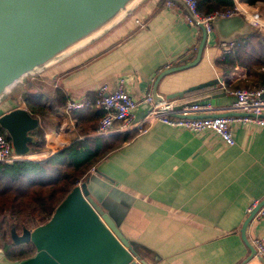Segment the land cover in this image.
<instances>
[{
	"label": "crops",
	"instance_id": "crops-1",
	"mask_svg": "<svg viewBox=\"0 0 264 264\" xmlns=\"http://www.w3.org/2000/svg\"><path fill=\"white\" fill-rule=\"evenodd\" d=\"M164 2L141 0L109 30L10 88L0 101V115L23 107L37 116L44 130V148L26 158H45L82 137L75 122L87 116V109L66 114L67 99L90 101L99 85L112 91L122 76L135 99L153 91L167 99L171 92L221 76L215 60L222 52L220 42L230 41L223 36L232 39L252 28L262 31L246 19L248 29L238 19L220 28L212 24L198 60L162 74L196 60L202 37L201 28L186 21L189 11L182 1L172 0L170 6ZM258 3L251 6L260 10L264 23V7L259 9ZM136 19L144 25L138 26ZM230 78L229 87L222 78L221 83L174 98L185 102L211 96L207 100L214 104H230L235 99L231 91L251 83L238 66ZM25 91L45 100L57 91L65 97L54 112L40 116L29 110ZM117 124L109 133L121 132L115 130ZM230 126L234 143L225 144L212 131L192 132L156 121L87 172L90 190L120 213V229L145 264H264L251 245L255 236L264 240V214L251 217L246 212L251 199L264 200V126Z\"/></svg>",
	"mask_w": 264,
	"mask_h": 264
},
{
	"label": "water",
	"instance_id": "water-1",
	"mask_svg": "<svg viewBox=\"0 0 264 264\" xmlns=\"http://www.w3.org/2000/svg\"><path fill=\"white\" fill-rule=\"evenodd\" d=\"M140 1L0 0V101L27 74L44 70L91 42L131 13ZM217 18L212 20V24L219 28L235 19L242 26L246 24L240 15ZM196 26L202 30L196 60L173 66L162 74L189 66L198 60L206 31L201 23H196ZM245 32L241 30L239 34ZM221 81L222 76H217L185 90L171 92L166 98ZM156 95V91H153L151 101L138 103L134 121L140 119L152 103L162 100L161 96ZM219 95L214 94L212 97ZM210 97L205 96L201 100ZM192 101L182 102L176 107ZM37 126V116L23 107L13 108L0 115V127L10 137L17 155L25 156L31 152L28 143L33 140V135L29 132ZM119 218L120 213L110 207L105 198L95 197L89 188V178H85L72 187L44 223L31 228L24 226L21 232H17L14 227L10 229L15 244L31 242L34 251L22 258L9 259L0 248V264H145L120 229Z\"/></svg>",
	"mask_w": 264,
	"mask_h": 264
},
{
	"label": "trees",
	"instance_id": "trees-1",
	"mask_svg": "<svg viewBox=\"0 0 264 264\" xmlns=\"http://www.w3.org/2000/svg\"><path fill=\"white\" fill-rule=\"evenodd\" d=\"M197 10L207 14L215 9L233 6V0H196ZM255 5L264 0H241ZM221 72L225 87H229L230 72L234 66L246 70L250 84L247 89L264 86V32L257 28L238 34L227 51H222L215 60ZM238 88V87H237ZM64 94L57 91L52 99H42L37 93L25 91L23 98L33 113L40 116L54 112L61 106ZM78 108L87 109V116L76 118L77 135L68 145L40 159L19 158L12 163L0 162V247L9 259H18L32 254L31 242L15 244L10 229L34 227L44 223L57 204L80 180L87 177V171L109 151L129 140L136 131H121L107 134L95 133L102 110L94 104V98ZM65 103V102H64ZM77 109H74L75 111ZM0 133L10 137L0 127ZM29 134L31 151L44 148V130L38 125Z\"/></svg>",
	"mask_w": 264,
	"mask_h": 264
},
{
	"label": "built area",
	"instance_id": "built-area-1",
	"mask_svg": "<svg viewBox=\"0 0 264 264\" xmlns=\"http://www.w3.org/2000/svg\"><path fill=\"white\" fill-rule=\"evenodd\" d=\"M187 6L189 14L186 21L196 25L201 23L206 34L212 30V20L217 17H230L240 15L250 24L260 29L264 27L260 13L246 2L233 0V6L229 8L215 9L207 14H201L197 10L196 0H180ZM164 4L170 6L172 0H165ZM138 26L144 23L136 19ZM232 44L230 41H221L222 51H227ZM126 78L120 77L116 88L107 90L106 84H101L96 88L94 104L102 110L98 119L95 132L97 134H107L113 130V123L118 121L117 131L144 132L148 126L156 121L181 127L192 132H202L209 130L216 133L223 143L233 144L234 136L230 124L242 122L264 126V86L258 89L236 88L231 91L235 99L230 104L217 105L208 100H194L182 107H176L182 103L177 98L164 99L152 103L151 108L138 120L134 121L135 109L141 101H151V94L148 93L142 100L135 99L126 89ZM85 102L83 100L67 99L64 104V112L69 114L74 109L81 108ZM25 156L17 155L12 147L11 141L0 133V162L12 163ZM91 166L87 172L93 170ZM248 214L254 217L264 214V201L251 199L246 207ZM251 245L256 255L264 260V240L255 236L251 239Z\"/></svg>",
	"mask_w": 264,
	"mask_h": 264
},
{
	"label": "rangeland",
	"instance_id": "rangeland-1",
	"mask_svg": "<svg viewBox=\"0 0 264 264\" xmlns=\"http://www.w3.org/2000/svg\"><path fill=\"white\" fill-rule=\"evenodd\" d=\"M258 5H259V9H261V7L263 6L264 7V2H260V3H258ZM260 11V10H259ZM219 18V17H218ZM217 18V19H218ZM246 29H248V26H247V24H244L243 25ZM215 29V28H214ZM262 32H264V27H262ZM224 37V39H226V40H231V36H223ZM89 180H90V178H89ZM29 228H31V227H29ZM21 229L22 228H18V229H16V231L17 232H21ZM1 248V247H0ZM34 251V250H33ZM33 253V252H32Z\"/></svg>",
	"mask_w": 264,
	"mask_h": 264
}]
</instances>
